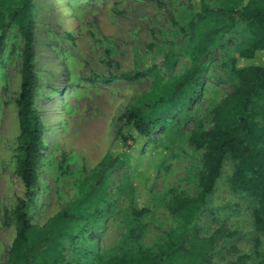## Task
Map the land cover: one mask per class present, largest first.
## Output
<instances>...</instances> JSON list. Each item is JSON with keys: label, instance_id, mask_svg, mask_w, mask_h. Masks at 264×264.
Listing matches in <instances>:
<instances>
[{"label": "rangeland", "instance_id": "374dc122", "mask_svg": "<svg viewBox=\"0 0 264 264\" xmlns=\"http://www.w3.org/2000/svg\"><path fill=\"white\" fill-rule=\"evenodd\" d=\"M223 1L206 0L213 9ZM20 5V0H0V264L9 260L15 236L13 221L4 215L14 209L18 189L16 100L25 40L10 14ZM30 6L36 78L32 107L43 125L37 179L26 208L34 227L28 234L34 256L46 264H99L125 250L161 242L177 225L167 210L168 200L195 197L200 191L203 151L190 146L185 136L208 128L211 109L237 84L232 61L250 43V33L240 21L217 32L208 44L192 103H165L166 119L156 125L150 141L138 154L120 155L112 163L106 159L119 116L151 100L154 76L164 81L191 65L180 49L171 64L164 61L166 45L181 41L178 29L189 20L187 0H30ZM220 25L208 17L195 30ZM154 65L160 67L150 71ZM135 72L142 76H122ZM127 144L124 153L130 152L131 141ZM157 147L169 154L138 175L142 161L150 160ZM233 166L226 155L197 219L200 234L214 238L207 264H259L264 257L252 215L258 199L231 189ZM149 173L151 197L143 225L131 219V204Z\"/></svg>", "mask_w": 264, "mask_h": 264}, {"label": "trees", "instance_id": "16d2710c", "mask_svg": "<svg viewBox=\"0 0 264 264\" xmlns=\"http://www.w3.org/2000/svg\"><path fill=\"white\" fill-rule=\"evenodd\" d=\"M20 1L21 5L10 14V21L17 25L25 45L20 92L16 100L20 134L14 178L18 189L14 209L11 213L6 211L4 215L5 220L13 221L15 236L10 258L5 264H46L41 256H34L35 246L28 236L34 227L28 222L26 208L33 198L37 179L36 166L43 145V125L32 107L36 78L32 62L30 0ZM187 7L189 20L178 29L181 41L166 45L164 61L171 64L180 51H185L191 60L190 67L177 76H168L164 81L159 75L154 76L151 100L124 110L118 118L107 162L113 163L124 155L139 153L143 143L150 141L149 136L156 125L165 121V103L169 107H183L192 103L199 93L209 42L214 41L217 32L229 29L240 21L250 33L251 40L232 61L237 84L211 109V125L206 129L192 130L185 136L190 146L203 151L202 171L198 176L200 191L197 196H174L167 202V210L177 225L165 232L161 242L125 250L100 260L99 264H207L211 259L214 238L200 234L197 219L204 210L207 196L214 189L226 155L234 161L231 189L249 193L258 199L252 215L254 228L261 233L264 243V0H224L216 9L211 8L206 0H187ZM208 17L217 18L220 27L198 33L195 30L197 23ZM1 45L2 38L0 48ZM159 67L154 65L150 71ZM122 76L136 79L142 73ZM128 141H131L130 152L124 153L123 148L128 146ZM157 148L150 160L142 161L138 175L150 164L158 166L169 154L168 149ZM152 173L148 174L144 186L136 190L132 198L131 219L143 225L142 215L148 210L151 197L149 181L152 180ZM259 264H264V257Z\"/></svg>", "mask_w": 264, "mask_h": 264}]
</instances>
